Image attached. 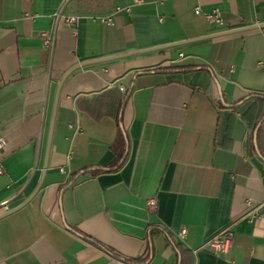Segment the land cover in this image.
<instances>
[{"label": "crops", "instance_id": "0c3cea01", "mask_svg": "<svg viewBox=\"0 0 264 264\" xmlns=\"http://www.w3.org/2000/svg\"><path fill=\"white\" fill-rule=\"evenodd\" d=\"M88 1L60 17L63 0H0V216L16 209L0 264H264V118L245 119L263 108L264 28L193 42L264 24V0ZM119 55L72 73L55 106L68 71ZM120 130L127 162L96 175ZM223 233L222 258L204 247Z\"/></svg>", "mask_w": 264, "mask_h": 264}, {"label": "built area", "instance_id": "2783aa9c", "mask_svg": "<svg viewBox=\"0 0 264 264\" xmlns=\"http://www.w3.org/2000/svg\"><path fill=\"white\" fill-rule=\"evenodd\" d=\"M64 2H67L68 0H63ZM140 0H136V3H139ZM197 15H204L206 20L208 21V23L213 26L216 29H221L225 26L224 20L221 17V13L218 10H213L211 12H203V10L201 8H197L195 10ZM76 18L74 17H69L66 18V22L68 24L74 25L76 23ZM100 22L102 24H105L107 26H114V20L112 17H108V18H102L100 19ZM44 45L46 47L49 48L50 43H51V38L50 35L48 33H43L41 35ZM122 91H124V88L121 86L120 87ZM7 146V142L4 139V137L0 134V177L4 176L5 174V170H4V165L2 162V153L5 149V147ZM62 173H64V169L60 170ZM252 203H248V207L251 206ZM148 208L151 211H155L158 209V201L154 198V199H150L148 201ZM262 216L258 215V214H253L252 218H250V222H253L259 218H261ZM177 238L180 242V248H183V245L186 242L187 239V231L183 230L181 231L178 235ZM232 244H233V239L230 235H228L227 233H223L221 235H219L218 237L212 239L211 241H209L204 249L212 254L215 255L217 257H227L230 253H231V249H232Z\"/></svg>", "mask_w": 264, "mask_h": 264}, {"label": "trees", "instance_id": "16d2710c", "mask_svg": "<svg viewBox=\"0 0 264 264\" xmlns=\"http://www.w3.org/2000/svg\"><path fill=\"white\" fill-rule=\"evenodd\" d=\"M99 1L101 0H89L87 3V6L89 7H94L96 5L98 6L100 4ZM102 1L104 2V5H108V2H110L111 0H102ZM253 98H256L257 101H259L263 105V108H261V110L256 112L255 107H252L248 111V113L245 115V119L250 129H255L260 124L262 119L264 118V98L260 96H256V97L254 96ZM123 102L124 100H119L120 105H122ZM113 117L116 121L119 122V118H120L119 111H117L116 114L113 115ZM235 121H236V118H234L232 115L229 120V124L227 128L226 141L229 143L228 145H230L232 142V133H233ZM125 149H126V140L123 135V132L120 130L115 142L111 146V150L114 153L115 158H116V163H115L114 168L99 169V170H96L95 174L99 175L101 173H117L118 171H120V169L125 165V163L128 160V155L125 156Z\"/></svg>", "mask_w": 264, "mask_h": 264}, {"label": "water", "instance_id": "95a60500", "mask_svg": "<svg viewBox=\"0 0 264 264\" xmlns=\"http://www.w3.org/2000/svg\"><path fill=\"white\" fill-rule=\"evenodd\" d=\"M72 0H68L65 4V7L64 9L62 10V13H61V16H63V14L65 13V10L67 8V6L70 4ZM258 28H264V24L260 25V26H255V27H249V28H245V29H238V30H233V31H226L224 33H220L218 35H212V36H208V37H203V38H200V39H196L195 41L193 42H198V41H204V40H209V39H213V38H217V37H223V36H228V35H232V34H236V33H241V32H246V31H251V30H255V29H258ZM170 46L172 45H167V46H163V47H157V48H154V49H149V50H146V51H143V52H152V51H156V50H161V49H164V48H169ZM175 46V45H174ZM53 49H54V46H53ZM129 55H119V56H115V57H110V58H105V59H100V60H96V61H91V62H85V63H82L80 65H77L76 67L72 68L70 71H68L66 73V75L63 77L60 85H59V88L57 90V94H56V105L57 106V100L59 98V95H60V90H61V87L63 85V83L65 82V80L72 74L74 73L75 71H77L78 69L80 68H83V67H86V66H90V65H94V64H100V63H104V62H108V61H112V60H117L119 58H124V57H127ZM55 115H56V107H55V110H54V115H53V122L55 120ZM43 185V181L40 183L38 189L36 190L35 194L38 193V191L40 190V188L42 187ZM29 202V201H28ZM16 209L12 210V211H7L4 215H1L0 216V219H2L3 217L5 216H8L10 215L11 213L15 212Z\"/></svg>", "mask_w": 264, "mask_h": 264}]
</instances>
